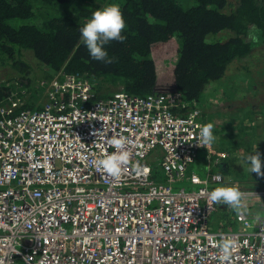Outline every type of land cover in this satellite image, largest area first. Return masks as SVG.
<instances>
[{"label":"built area","instance_id":"built-area-1","mask_svg":"<svg viewBox=\"0 0 264 264\" xmlns=\"http://www.w3.org/2000/svg\"><path fill=\"white\" fill-rule=\"evenodd\" d=\"M44 86L40 109L0 105V264H264V219L235 212V229L210 226L220 206L207 193L232 182L213 170L227 154L197 146L198 107L177 92L96 100L88 80L61 72ZM120 136L130 160L116 180L95 161ZM222 237L238 241L227 261Z\"/></svg>","mask_w":264,"mask_h":264},{"label":"trees","instance_id":"trees-1","mask_svg":"<svg viewBox=\"0 0 264 264\" xmlns=\"http://www.w3.org/2000/svg\"><path fill=\"white\" fill-rule=\"evenodd\" d=\"M111 4L121 9L125 39L105 45L114 58L105 64L91 59L79 29ZM1 71L0 105L14 113L36 109L16 101L23 90L39 95L40 85L59 72L88 80L96 100L120 90L133 97L177 92L205 108L217 94L229 105L228 116L237 110L230 123L256 145L264 138V0H0ZM224 135L219 150L228 154ZM227 159L214 171L250 190L264 188V181L253 187L247 173L231 177ZM216 213L212 228L221 220L229 222L224 228L235 227L234 210Z\"/></svg>","mask_w":264,"mask_h":264},{"label":"clouds","instance_id":"clouds-1","mask_svg":"<svg viewBox=\"0 0 264 264\" xmlns=\"http://www.w3.org/2000/svg\"><path fill=\"white\" fill-rule=\"evenodd\" d=\"M125 27V21L118 5L111 4L102 10L93 12L92 18L79 29L81 42L86 46L91 59L105 64L113 63L114 58L109 56L105 50V45L112 41L123 42L125 37L121 35V32ZM250 39H254V37L250 36ZM212 130L213 125L211 123L200 127L197 140L198 147L207 148L212 145L216 139ZM109 143L115 148V152L97 159L95 166L107 177L118 180L130 160L129 141L126 137L120 136L111 138ZM243 162L248 166L250 173H255L257 177L264 178L259 151L256 150L254 154L245 156ZM207 196L209 205H226L237 214L246 211L247 194L236 186L217 187L207 193ZM217 246L222 253V259L227 261L233 255V250L238 247V241L235 238L222 237Z\"/></svg>","mask_w":264,"mask_h":264},{"label":"rangeland","instance_id":"rangeland-1","mask_svg":"<svg viewBox=\"0 0 264 264\" xmlns=\"http://www.w3.org/2000/svg\"><path fill=\"white\" fill-rule=\"evenodd\" d=\"M3 80H5V72L1 71L0 72V81H3ZM45 83H47V82H45ZM40 86L42 88L45 87L44 85H40ZM212 88H213V86H212ZM26 93H28V91L23 90V92H22L23 96L21 98L17 99L16 105L22 106V105L30 104L34 108L40 109L44 106V104L47 101L46 97H45V93H44V88H43V91L39 95H38V92L36 93L37 95H33V96L25 95ZM234 101H235V96L230 100V102H234ZM228 106L229 105L225 101H223V99L220 95L215 94L213 99L208 101V104L206 105L205 108H199L201 111V115H202L203 119L205 120V122H207V124L211 123L213 125L212 131H213V135L215 136L216 139L212 143V145L214 147H216L218 150L220 149L219 144H218V139H219V137L221 138V135L224 132V134H225L224 135V142H223V143H225L224 146H225V148L226 147L230 148V153L228 152V154H227V158L229 156V159H230L229 164L231 165L230 169L232 171L230 173V176L232 175L233 177H237L236 171L240 172L241 174L250 173L249 170L245 169V167L248 168V166L243 162V160H244L245 156L254 154L256 150L261 153L262 170H264V138H261L258 141L259 143L256 145H255V141L253 143H251L252 140L246 141V139L244 138V133L240 132V128H239L240 126L237 124V122L230 123L232 118H234L232 116L235 115L237 110L236 111L234 110V112H231L232 115L228 116V112L230 110V108H228ZM236 115H237V113H236ZM218 126H220V128ZM215 127H217V129H215ZM235 127H237V128H235ZM214 130H216L217 134L214 133L215 132ZM228 134L232 135V138H233L232 140H231V138L230 139L226 138V136ZM244 142H245V144H244ZM256 146H257V148H256ZM156 153H158V150ZM200 160H201V154H199V156L197 158V162H199ZM237 160H239L240 163L237 162ZM147 161L153 165V168L157 167V164H158L157 162H155L156 163V166H155L154 162L152 160H150L149 158ZM217 165L219 166L220 164H217ZM153 168H152V174H151L152 178L156 182H160V176H161L162 172L158 169V167H157V169H158L157 171H156V169H153ZM215 168L216 167H214L213 170ZM216 169H218V168H216ZM199 172H200V170H198V173ZM252 174H255V173H252ZM227 178L232 182L230 177L227 176ZM258 178H260V177H258ZM187 185H188V187H190L189 182H187ZM247 185L249 186V184H247ZM252 185H254V184L252 183ZM179 187L180 186H177L176 189H178ZM242 188L246 191H249V189L246 188L245 185H243ZM239 189L241 190L240 187H239ZM248 202H249V200H245L246 204ZM227 207L230 208L229 206H227ZM223 210H224V208H223ZM225 210H227V209H225ZM244 212L250 217V219L253 222H258L260 218L264 219V207L261 210L246 208V211H244ZM217 213L215 212V216ZM215 219H216V217H215ZM215 219L212 218L211 221L214 222ZM216 223H218V221ZM227 223H229L227 220H224V221L221 220L218 225L216 224V228H217L216 230H230L233 228L235 229L237 226V224L235 223V225L233 224L235 227L232 226V227L224 228L225 224H227Z\"/></svg>","mask_w":264,"mask_h":264},{"label":"crops","instance_id":"crops-1","mask_svg":"<svg viewBox=\"0 0 264 264\" xmlns=\"http://www.w3.org/2000/svg\"><path fill=\"white\" fill-rule=\"evenodd\" d=\"M223 152H225V151H223ZM226 153V152H225ZM227 154V153H226ZM226 160V159H225ZM227 161H229L230 162V159H229V156H228V160ZM237 162H239L240 163V161L239 160H237ZM233 163V162H232ZM245 169L246 170H249V168H247V167H245ZM230 175V174H229ZM248 176L250 177V178H252V179H250V180H252V182H253V184L254 185H252L253 187H255V186H257L258 187V185H260V182H263L264 181V178H258L255 174H252V173H248ZM232 180V183L231 184H228V186H237L238 188L240 187L241 189H243L242 187H243V185H241L240 184V181H241V179H239V180H233V178L231 179ZM261 186V185H260ZM249 189V188H248ZM258 189H261V188H258ZM258 189H255V190H258ZM264 197H261V196H259V197H250V201H252L250 204H249V206H251V207H249V206H247V204H246V206L248 207V208H251V209H257V210H261L263 207H264V199H263ZM220 206V208H224L223 206L224 205H219ZM257 212V211H256ZM213 229V228H212ZM217 228L215 227L214 228V230H216Z\"/></svg>","mask_w":264,"mask_h":264},{"label":"bare ground","instance_id":"bare-ground-1","mask_svg":"<svg viewBox=\"0 0 264 264\" xmlns=\"http://www.w3.org/2000/svg\"><path fill=\"white\" fill-rule=\"evenodd\" d=\"M211 220V219H210Z\"/></svg>","mask_w":264,"mask_h":264}]
</instances>
